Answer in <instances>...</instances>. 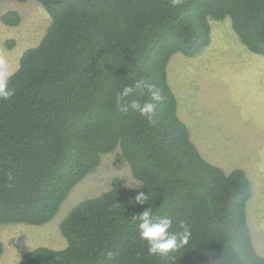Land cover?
Segmentation results:
<instances>
[{
  "label": "trees",
  "instance_id": "trees-1",
  "mask_svg": "<svg viewBox=\"0 0 264 264\" xmlns=\"http://www.w3.org/2000/svg\"><path fill=\"white\" fill-rule=\"evenodd\" d=\"M37 1L52 23L11 73L15 96L0 101V226L52 220L110 152L143 184L115 176L61 221L65 247L37 246L17 264H264L248 224V174L201 154L168 77L174 54L196 56L211 43L214 19L230 17L245 46L264 55V0ZM0 21L16 26L21 14L7 10ZM137 80L143 87L131 99L148 98L149 85L161 89L154 122L116 103ZM140 192L153 200L136 204ZM149 204L154 216L173 217L174 229L190 225L188 245L148 254L132 216ZM4 250L0 240V259Z\"/></svg>",
  "mask_w": 264,
  "mask_h": 264
},
{
  "label": "rangeland",
  "instance_id": "rangeland-1",
  "mask_svg": "<svg viewBox=\"0 0 264 264\" xmlns=\"http://www.w3.org/2000/svg\"><path fill=\"white\" fill-rule=\"evenodd\" d=\"M7 10L21 14L16 26L0 21V58L13 73L24 51L39 44L52 17L37 0H2L0 13ZM211 27V43L200 54L173 55L169 82L178 97V114L201 154L226 172L243 168L248 174L253 189L246 207L248 224L253 243L264 256V55L245 46L230 17L212 20ZM10 40L15 42L12 47ZM114 152L103 155L100 165L72 189L49 222L1 225L5 250L0 264H17L24 252L37 246H66L61 221L79 202L108 190L115 176L127 186L139 184L129 163L118 160Z\"/></svg>",
  "mask_w": 264,
  "mask_h": 264
},
{
  "label": "clouds",
  "instance_id": "clouds-1",
  "mask_svg": "<svg viewBox=\"0 0 264 264\" xmlns=\"http://www.w3.org/2000/svg\"><path fill=\"white\" fill-rule=\"evenodd\" d=\"M10 76L11 73L7 70L6 61L0 58V101H10L15 96V89L9 86ZM141 87H143L141 80L124 86L116 95V103L120 111L127 113L131 110L149 122H154L157 104L163 100L161 89L155 85H149L148 98L143 101L131 99ZM142 184H134L133 186ZM151 200L153 199L148 192H140L134 198V202L138 205H144ZM116 206H119V203ZM132 219L136 221L139 239L146 243L147 252L150 256L163 257L177 252L188 245L192 236L191 227L186 221H179V229L176 230L174 229L173 217L154 216L151 204L138 215L132 216Z\"/></svg>",
  "mask_w": 264,
  "mask_h": 264
}]
</instances>
